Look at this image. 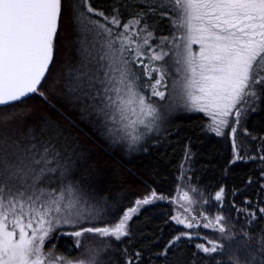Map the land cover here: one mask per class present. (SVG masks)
I'll use <instances>...</instances> for the list:
<instances>
[{
  "label": "trees",
  "instance_id": "16d2710c",
  "mask_svg": "<svg viewBox=\"0 0 264 264\" xmlns=\"http://www.w3.org/2000/svg\"><path fill=\"white\" fill-rule=\"evenodd\" d=\"M89 2H62L60 45L55 60L37 92L0 106V126H8L12 139L35 137L32 141L36 147L45 145L50 152H60L62 169H69L73 179L85 183L69 191L87 204L96 203L106 209L107 220L114 221L136 203L142 188L154 192L157 198L131 218L128 235L119 240L88 232L81 237L72 235L88 224L69 226V231L63 233L61 228H55L45 240L44 256L84 264H264V94L257 88L255 98H244L233 137L229 131L223 136L209 132L203 112L184 111L148 143L141 142L139 147L113 145L107 139L106 127L94 124V114L80 104L82 97L75 92L72 81H64L65 65L74 63L79 53L76 14L81 12L84 21V16L95 15L87 11L89 6L106 13L117 8L126 20L141 8L155 33L165 36L172 30L173 18L166 15L172 7L167 1L168 9L163 8L162 15L153 17L146 5L132 6L131 0ZM55 66L58 69L52 76ZM184 160L190 176L208 197L203 209L218 213L211 221L197 203L196 211L183 207L185 214L192 211L190 220L185 221L193 227L184 224L181 231L172 220L175 193L169 192ZM57 184L64 187L58 181ZM221 189L222 198L217 200ZM218 216L223 219L217 223ZM221 227L245 236L240 255L237 252L233 261L221 246L200 237L209 228ZM198 245H216L217 250L204 252Z\"/></svg>",
  "mask_w": 264,
  "mask_h": 264
},
{
  "label": "snow or ice",
  "instance_id": "6c2138e0",
  "mask_svg": "<svg viewBox=\"0 0 264 264\" xmlns=\"http://www.w3.org/2000/svg\"><path fill=\"white\" fill-rule=\"evenodd\" d=\"M86 2V0H83ZM173 10H178L173 20L174 26L181 30L180 39L183 44H175L177 49V63L183 72L185 103L193 109L205 112L212 117L216 125L217 135L220 126L227 124V117H240L241 111L237 105L245 97L257 96V88L264 94V0H168ZM165 5L161 3V7ZM62 0H0V105L18 101L30 93L38 91V85L45 77L50 63L53 61L54 44L58 37ZM89 13L95 10L89 6ZM163 14V13H162ZM81 12H77L78 27L83 26L84 32H93L84 24ZM96 15L104 16L103 12ZM112 24L119 26L117 17H112ZM95 28L101 29L111 36L112 29L99 21L93 22ZM136 19L125 24L124 32L117 39L120 42L121 53L134 52L133 60L143 65L149 80L152 74L158 78L149 85L152 96L163 99L165 93L160 90L166 75L163 66H154L155 61L163 60L167 52L148 56L153 66L145 64L142 46L132 40L129 32L132 24H139ZM99 35V33H97ZM149 36L152 34L149 33ZM168 38L165 37L166 41ZM175 39V38H174ZM82 43H87V36ZM114 41H109L111 48ZM135 43V48L130 45ZM145 45L148 40L143 41ZM193 45H199L198 51H193ZM83 50V49H82ZM105 56L100 57L101 60ZM110 63L103 77L93 80V87L100 88L93 98L99 99L104 107H114L120 113L121 119H127V112L133 115L156 117L157 108L147 100L142 93V85L136 81L139 77L129 71L131 61L120 58L123 67H113ZM103 67V66H102ZM116 73L119 74L118 79ZM131 77V79H130ZM124 86V94L121 95ZM109 93L115 94V99ZM235 110V111H233ZM137 123L144 124L143 119L129 121L125 127H134ZM147 126V125H146ZM233 128L232 132L235 133ZM133 141L138 139L132 136ZM239 158V157H238ZM40 163V161H34ZM19 171L8 157L0 158V264H45L43 246L49 234L61 223L74 224L71 201L62 209L63 193L58 198L41 200L44 192L39 195L25 196V191L17 190L15 194L8 188L9 195H5L7 181L18 178ZM223 189L216 194V199L222 198ZM157 198L155 193L151 197L137 200V206L148 204ZM184 198L188 194L184 193ZM190 202V200H189ZM138 209L131 208L114 227L84 228L72 233L81 237L84 232L97 233L100 236H113L117 240L128 235L127 222ZM67 213L53 219L52 213ZM264 212V209H261ZM223 217H216L217 223ZM177 222L191 228L193 224L177 218ZM209 225H204L208 227ZM223 232V227L220 228ZM175 239H180L176 237ZM204 252H215L212 248L198 245ZM65 264H73L65 260ZM78 264H84L83 261Z\"/></svg>",
  "mask_w": 264,
  "mask_h": 264
},
{
  "label": "rangeland",
  "instance_id": "374dc122",
  "mask_svg": "<svg viewBox=\"0 0 264 264\" xmlns=\"http://www.w3.org/2000/svg\"><path fill=\"white\" fill-rule=\"evenodd\" d=\"M63 1L64 0H62V2ZM131 1L133 3L132 6L136 4L146 5L147 12H149V15L151 14V16L153 17L156 14L162 15V12L164 11L163 8L166 7L168 9L169 6L167 3L168 0ZM162 2L165 5L164 7H161ZM86 3L91 4L89 0H86ZM171 7L172 12H166V15H169L173 18L171 24L172 30L169 35L165 36L155 33L152 27H150V24L147 23L148 20L146 22V17L141 13V8L137 9L136 12L132 13V16L126 18V20H123L122 17H120V11L117 8L110 10L109 13L93 8L95 11L91 13L95 15L92 18H87L86 16H84V24L87 25L88 28H94L95 30L93 32L86 33L83 31V26H80L78 28V38L77 40L75 39L76 47L79 51L78 58H76L77 60H75L74 63L69 61L68 66L67 64L65 65L64 72L66 77L64 76V81H72L73 86L75 87V92L79 93L78 95L82 97V100H80V104L88 108L90 112L94 114V124L106 127L105 133L107 135V139H109L110 142L115 146L133 145L134 147H139V144H141V142L148 143L156 133L161 134L165 130L167 124L169 125L179 113H183L184 111L188 113L201 112L193 109L190 105H187L185 103L186 95L183 88V72L178 70L181 68V65L176 62L178 59V57L176 56L177 49L174 47L175 44H183V41L180 39L182 32L173 24V20L177 17L178 10H173L172 4ZM97 12H103L104 16H107L109 19L105 20L104 17L96 15ZM114 16L119 19V26L114 25L110 22L111 18ZM136 19H139L140 23L132 24L130 26L129 32L125 33V35H132V40L142 46V51L144 53V63L149 64V66H153V62L147 59L148 56L153 54V52L168 53V55H166L163 60L154 62V66H163V68L166 69V75L163 81L164 86L160 88V90L165 93V97L163 99H161L160 97L152 96L151 88L149 87V85L153 83L156 78H158V74L153 73L152 80H149L148 75L144 71L143 65L132 59L135 55L134 52L125 51L124 53H121L119 51L120 42L117 39L118 35L124 32L123 26L125 24H129L131 21ZM96 21H99L100 24L106 25L108 28H111V36H108L107 33H104L101 29L95 28L93 22ZM167 25L170 26L169 23H167ZM97 33H99V35H97ZM149 33L152 34V37L148 35ZM85 36H87L86 44L82 43V40ZM165 37L168 38L166 41L164 40ZM154 38L157 39V41ZM145 39L148 40L147 45L143 43ZM110 40L114 41L111 48L108 47V43ZM135 43L130 45V47L134 49ZM58 45H60L59 33L54 44L53 62L58 53ZM192 47L194 52L198 51L199 49V45H193ZM105 54H107L105 59L101 60L100 57L105 56ZM121 57L131 61L130 65L128 66L129 71L134 73L135 76L139 77L136 83L143 86L141 88L142 93L145 95L147 100L157 108L158 118L139 115L138 108V115H133L132 112L129 111L125 114L127 116V119H121L120 113L117 112L114 107H105L103 113L100 112V108L104 107V105L99 99H96L95 101L93 99L96 96V93L99 90L100 86L97 83V85L93 87V80L102 78L106 67L113 61H115V63L112 64L113 67H123V65L120 63ZM56 65L58 66L59 64ZM57 69L58 67L55 66L52 76L55 75ZM118 76L119 74L116 73L117 79ZM120 87L122 89L121 95H123L124 86L120 85ZM93 95L95 96L93 97ZM109 95H112L115 99L114 93H109ZM242 107L243 100L237 105V108L240 109L241 112L243 109ZM203 113L208 119L206 123V129L209 132L215 133L217 135L216 131L214 130L216 125L213 124L212 117L207 115L205 112ZM137 119H143L145 123H137L134 127H125V125L129 123V121ZM226 119L227 124L220 126L221 134H219L218 136L226 135L227 131H229V135L233 137L234 133L232 132V129L236 128L238 124V118L234 115H230ZM7 129L8 126L2 123L0 126V158L8 157L10 162L16 165L17 168L22 171H19L18 178L5 182L7 185L5 188V195H9L8 188L12 189L11 194H15L17 190L25 191V196L39 195L40 192L43 191L44 196L41 197V200L58 198L60 194L63 193L64 200L61 201L62 209L68 204L69 201H71L74 205L71 210V218L73 220H78V222L74 224L61 223L58 227H56L61 228V233L69 231L67 228L69 226L74 227L84 224L90 225L86 226V228H112L117 223H119V221L123 218L124 214L129 209H138L135 213L132 214L133 217L138 214V212L142 208L153 202L152 199L150 203L141 204L139 206L134 203L124 211H122L120 213V216L115 218L114 221L110 219L107 220L108 217L106 209L99 208L96 203L87 204L78 195H76L72 191H69L72 189L75 190L74 187L85 186V183H83L82 181H77V179H73V175L69 172V169H62L60 152H50L45 148V145L36 147L34 142L32 141L33 139H35V137H30L28 139H24L23 137H20V139H12V137H9L11 135L7 132ZM132 136H136L138 137V139L133 141ZM34 161H40V163L37 164L34 163ZM188 167L189 166L184 160L182 166L180 167L178 175L172 181V190H170L169 192L170 195H172V192L175 193L174 200H172V209L174 208L175 215H173L172 220L174 224L177 225L176 229H179L181 231L182 227H184V224L178 223L177 218L190 220L192 215V211H188V213L185 214L182 211L183 207H188L189 209L192 208L194 211H196L194 205L197 203L200 212L206 214L208 219L211 221L215 218L214 213H218L215 212V210H213V212L209 208V211L204 210L207 205V202L204 201H206L208 197L206 196V193L200 187V185L190 176ZM57 181L60 185H64V187H59ZM152 193L154 192L142 188V195L138 200H143L146 197H151ZM184 193L188 194L189 199L184 198ZM64 215H67V213L63 211L61 214H56L55 212L52 213L53 219L58 218V216L62 217ZM129 221L127 222V225L129 224ZM200 237H206L208 238V241L210 243L221 246L220 249L223 248L224 252H227L226 256L233 261L232 258L236 259L235 257H238L237 252H239L240 255V248L243 247V240L245 236L243 237L242 235L238 234V231L236 232V230H226L221 232L218 228H215L214 230L212 228H209L207 229V232L201 233ZM200 240L204 241V244L206 243L203 238H201ZM234 254L237 256H235ZM45 264H65V261L61 262L59 260V257L57 259L54 257H45ZM73 264H78V262H73Z\"/></svg>",
  "mask_w": 264,
  "mask_h": 264
},
{
  "label": "water",
  "instance_id": "95a60500",
  "mask_svg": "<svg viewBox=\"0 0 264 264\" xmlns=\"http://www.w3.org/2000/svg\"><path fill=\"white\" fill-rule=\"evenodd\" d=\"M50 65H51V63H50ZM50 65H49V67H50ZM48 70H49V69H48ZM47 73H48V71L45 73V76L47 75ZM44 78H45V77H44ZM44 78H43V79H44ZM43 79H42V80H43ZM41 82H42V81H41ZM40 84H41V83H40ZM40 84L38 85V87L40 86ZM31 94H33V93H30V94H28V95H31ZM28 95H27V96H28ZM25 97H26V96H25ZM22 98H24V97H22ZM13 102H14V101H13ZM10 103H11V102H10ZM0 106H1V105H0Z\"/></svg>",
  "mask_w": 264,
  "mask_h": 264
}]
</instances>
